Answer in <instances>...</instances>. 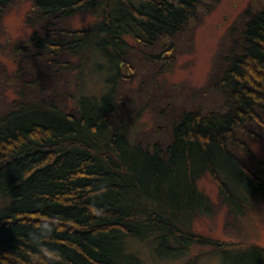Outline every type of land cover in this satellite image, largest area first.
<instances>
[{
    "label": "trees",
    "instance_id": "trees-1",
    "mask_svg": "<svg viewBox=\"0 0 264 264\" xmlns=\"http://www.w3.org/2000/svg\"><path fill=\"white\" fill-rule=\"evenodd\" d=\"M11 2L0 0V17ZM31 2L34 29L13 50L14 96L0 109V264H35L31 233L45 218L55 226L46 244L64 264H160L203 243L222 264H264L256 244L228 258L226 245L192 230L211 205L197 187L203 173L217 180L232 216L264 199V162L247 143L264 124V4L230 28L207 82L219 105L182 108L167 141L143 144L127 120L134 100L118 85L130 40L151 48L173 38L205 0ZM86 10L95 14L88 27L65 26ZM71 58L91 59L100 75L94 90L78 83L81 62L71 80Z\"/></svg>",
    "mask_w": 264,
    "mask_h": 264
},
{
    "label": "rangeland",
    "instance_id": "rangeland-1",
    "mask_svg": "<svg viewBox=\"0 0 264 264\" xmlns=\"http://www.w3.org/2000/svg\"><path fill=\"white\" fill-rule=\"evenodd\" d=\"M263 4L264 0H205L196 20L190 21L183 32L173 38L162 39L151 48L130 40L132 47L127 61L122 62L123 75L129 76L122 78L118 85L122 93L131 94L130 98L134 100L129 105L133 113L127 116L131 121L132 137L141 139L143 144L167 141L173 116L182 108L201 104L209 109L219 105L215 100L218 91L207 82L213 72L215 76L220 69L224 48L231 41L230 28L236 25L247 7ZM31 8V0H12L0 17V109L14 96L17 54L13 50L26 43L34 29L26 19ZM96 13L98 16L99 10ZM94 18L95 14L86 10L64 24L71 29H80L88 27ZM155 55L157 57L152 61L151 57ZM71 60L70 73L75 61L81 62L77 58ZM90 60H86L87 66L81 62L77 70L83 91L94 90L100 79ZM70 78L72 80L74 74L71 73ZM253 130L256 133L249 140L245 139L255 157L264 162V124ZM197 187L211 205L207 214L196 216L192 221V230L196 234L226 245L221 249L228 253V258L234 257L235 249L245 250L250 244L264 248V199L257 201L245 214L232 216L219 197L217 180L212 174L203 173ZM3 202L4 198L0 197V206L5 204ZM212 247L214 245L205 243L195 245L188 249L183 259L159 262L222 264L219 252Z\"/></svg>",
    "mask_w": 264,
    "mask_h": 264
},
{
    "label": "clouds",
    "instance_id": "clouds-1",
    "mask_svg": "<svg viewBox=\"0 0 264 264\" xmlns=\"http://www.w3.org/2000/svg\"><path fill=\"white\" fill-rule=\"evenodd\" d=\"M93 213L99 215V211L92 209ZM55 219V218H53ZM55 226L52 221L42 219L31 233L32 244L36 249L35 264H64L62 254L58 249L47 246L46 241L51 238Z\"/></svg>",
    "mask_w": 264,
    "mask_h": 264
}]
</instances>
